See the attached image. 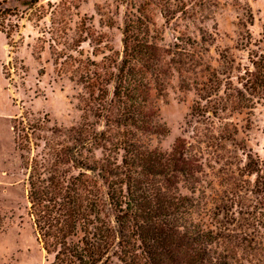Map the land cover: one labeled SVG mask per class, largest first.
I'll return each instance as SVG.
<instances>
[{
	"label": "trees",
	"instance_id": "obj_1",
	"mask_svg": "<svg viewBox=\"0 0 264 264\" xmlns=\"http://www.w3.org/2000/svg\"><path fill=\"white\" fill-rule=\"evenodd\" d=\"M164 1L165 24L164 12L186 14L183 0ZM66 11L62 2L0 0L7 44L19 21L38 26L49 17L32 54L40 60L48 44L57 73L81 87L83 123L63 136L48 129L40 152L22 156L28 216L50 264H264V162L245 154L232 121L263 105L264 26L254 40L246 10L239 44L246 64L224 54L222 68L213 70L206 61L213 40L203 29L197 37L177 31L165 45L153 12L139 7L116 51L82 22L68 38ZM83 42L99 60L84 55ZM175 79L180 93L194 92L197 126L189 140L177 138L162 151L150 145L168 133L156 101ZM27 115L15 118L12 130L18 149L31 154L46 120Z\"/></svg>",
	"mask_w": 264,
	"mask_h": 264
},
{
	"label": "rangeland",
	"instance_id": "obj_2",
	"mask_svg": "<svg viewBox=\"0 0 264 264\" xmlns=\"http://www.w3.org/2000/svg\"><path fill=\"white\" fill-rule=\"evenodd\" d=\"M47 2H62L67 6L65 14L71 17L68 38L75 37V26L82 22L91 27L96 39L100 35L102 41L116 51L122 49L124 23L139 7L145 8L149 14L153 12L156 25L163 27L165 45L175 42L177 31L197 37L198 30L203 29L213 40L206 56L213 70L222 68L221 56L224 54L246 64V52L239 48L245 32L242 23L245 22L243 14L246 10H251L254 19L253 26L247 28L254 40L259 38L264 26V0H183L184 16L164 12L163 16L170 24H165L161 16L164 0H40L44 6ZM15 5L9 2L7 6ZM49 19L40 21L38 26L27 20L19 21L18 32L13 34V41L9 44L0 33V264L51 263L52 257L47 256L36 241L28 216L27 171L22 156L40 152L44 146L43 139L51 136L48 129H59L62 131L60 136H63L64 131L83 123L78 101L81 87L71 82L66 74L57 73L48 44H45L40 60L32 54ZM92 48L93 44L89 42L80 44L85 56L99 60L100 56L92 57ZM177 82V79L173 81L167 96L156 101L160 119L168 133L165 137H152L150 145L162 151H170L177 138L189 140L192 128L197 126L190 116L194 92L180 93ZM22 113H28L27 118L35 121L46 120L44 129L42 127L35 132L32 142L39 147L34 148L31 154L18 149L12 130L14 119ZM88 121L93 122L94 119L88 117ZM232 121L237 124V140L243 142L245 154L257 156L264 162V102L252 116H235ZM94 157H100V151H94ZM241 159L245 161L246 157L241 156ZM181 192L187 194L185 190ZM202 221L209 224L207 218ZM116 263L113 259V264Z\"/></svg>",
	"mask_w": 264,
	"mask_h": 264
}]
</instances>
